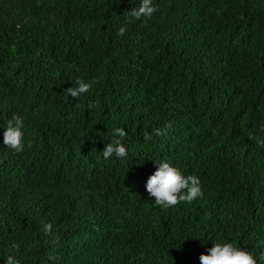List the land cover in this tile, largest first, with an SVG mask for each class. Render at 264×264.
Returning a JSON list of instances; mask_svg holds the SVG:
<instances>
[{"label":"trees","instance_id":"obj_1","mask_svg":"<svg viewBox=\"0 0 264 264\" xmlns=\"http://www.w3.org/2000/svg\"><path fill=\"white\" fill-rule=\"evenodd\" d=\"M152 2L0 0V264H200L213 243L264 264V0ZM116 127L128 155L104 159ZM158 160L203 196L155 205Z\"/></svg>","mask_w":264,"mask_h":264},{"label":"clouds","instance_id":"obj_2","mask_svg":"<svg viewBox=\"0 0 264 264\" xmlns=\"http://www.w3.org/2000/svg\"><path fill=\"white\" fill-rule=\"evenodd\" d=\"M156 11H158V8L153 5L152 0H140L138 7L133 8L131 11H125L124 15L128 18L140 20L141 18H151ZM126 30V27H120L117 35L123 36ZM75 85L66 90L72 98H78L91 88V84L79 79L75 82ZM94 107V104L89 103V109ZM23 127V117L13 114L7 121L3 133V145L16 153L24 150ZM170 127L168 125L163 129H153L152 134L145 130L142 133L143 138L145 141H149L153 136L166 135ZM126 135V131L121 127L113 129L111 142L106 144L104 151L101 153L104 159H108L113 155L120 159L127 157L126 146L122 143V138ZM257 143L260 147H264V142L257 140ZM155 167L156 171L148 178L146 183V191L150 197L155 198V205L167 208L181 202L190 203L203 196L199 177L182 175L176 167L166 160L155 161ZM52 228L51 223H46L42 231L45 235H50ZM199 260L200 264H257L252 253L235 247L232 243H213V247L208 249L207 254H201ZM261 260L264 261V256L261 257ZM5 264H19V261L12 256H8L5 259Z\"/></svg>","mask_w":264,"mask_h":264}]
</instances>
